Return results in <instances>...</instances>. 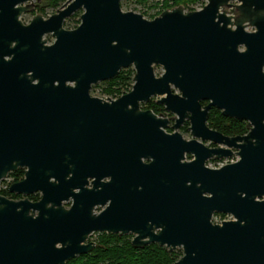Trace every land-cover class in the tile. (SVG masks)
<instances>
[{
  "label": "water",
  "instance_id": "95a60500",
  "mask_svg": "<svg viewBox=\"0 0 264 264\" xmlns=\"http://www.w3.org/2000/svg\"><path fill=\"white\" fill-rule=\"evenodd\" d=\"M41 1L0 0V85L7 95L0 107V181L26 165L25 180L10 191L42 194L34 206L36 219L27 210L6 212L4 207L13 204L0 196V264H66L92 250V244L82 243L92 230H101L99 218L90 216L91 208L86 215L75 211L81 221L93 223L70 227L72 212L61 202L88 176H96L100 163L140 160L139 151H125L121 144L136 135L162 136L165 121L140 111L139 104L157 96L177 113L172 89L188 100L195 93L208 95L224 114L248 121V133L229 138L204 122L193 123V140L183 141L180 157L188 153L194 160L179 164L177 184L157 179L151 194L141 191L144 202L119 203L116 232L131 229L135 248L153 243L181 248L174 264H237L233 256L253 243L251 233L238 221L217 226L210 218L229 206L238 219V192L264 189V0H206L200 10L185 12L178 6L151 20L122 11V0H68L47 19L36 14L23 24L20 16ZM79 10V25L66 30L64 20ZM46 35L54 38L52 44ZM130 67L134 75L128 94L116 100L90 96L92 86ZM157 67L162 70L158 77ZM197 140L236 150L239 160L206 170L205 159L232 153L205 148ZM138 172H123L121 181L129 190L137 187L146 167ZM209 174L211 187L199 179ZM226 176L229 200L223 193Z\"/></svg>",
  "mask_w": 264,
  "mask_h": 264
},
{
  "label": "flooded vegetation",
  "instance_id": "af4514ba",
  "mask_svg": "<svg viewBox=\"0 0 264 264\" xmlns=\"http://www.w3.org/2000/svg\"><path fill=\"white\" fill-rule=\"evenodd\" d=\"M67 1L68 0H65L58 8L54 9L55 10L54 13L46 17H44L43 12H38L39 5L41 2L35 3L32 10L35 9V12L37 14H41L44 19H47L48 17L55 14L58 9H60L63 6H66ZM231 11H232L231 14H233L234 11L233 10ZM77 12L78 11H76L75 13ZM28 13H24V14H28ZM75 13H73L72 15H74ZM81 14L82 12L80 13V15ZM80 15H79V23H80ZM21 16H20V20H21ZM29 22L27 23L22 22V23L29 24ZM253 30L254 29L252 28L248 29L249 32H252ZM46 36H50V35H46ZM46 36H44V38L47 40V44L48 45L52 44L54 38L53 41L49 42ZM4 60L5 61L8 60V57L4 56ZM157 69L160 68L157 67L154 71L156 77L162 74L161 69H160L161 73L156 74ZM0 80H1V75H0ZM132 85L128 91H125L124 93L119 95L117 94L104 95L101 93L100 90L101 96H98L97 98L103 100H107V99L116 100L121 96L128 94L132 89ZM95 86L96 85L92 86L89 92L90 96L92 97H94L92 95V90L95 88ZM1 87L2 85H0V107L4 106V103L6 102L7 99V95L5 92H3L2 89L3 87L2 88ZM172 94L176 95L177 101H179L177 102V109H178L177 113L168 111L166 109V105L160 103L161 99L160 97L157 96L150 97L148 101L141 102L139 104L140 111H150L154 114V116L157 119L165 121V126L160 128L163 131L162 136H160L159 134H156L155 135L156 137H154V135L152 134L151 135L148 134V136L136 135L132 138V140L129 139L128 141H125L123 144H121V146L124 147L125 151H129V150L132 152L139 151L141 156L140 160L138 161L139 163L134 160L131 161L124 160L122 164L116 161L115 162L111 161L110 163L107 162L100 163L96 171V176L95 175L88 176L86 178V182L82 185L81 189L80 188L73 189L72 194H68L66 199L61 202V205L65 211L72 212L69 213L70 218L67 221V225L70 227L76 228L77 225H80V222L82 226L84 225L85 227L90 226L93 223L92 221H83V220L81 221L80 216L77 218L76 215L73 214L75 213V211L83 212L86 215L87 209L91 208L90 216L96 219L99 218L97 221V225L98 228H101V230H92L88 234L87 239L82 243V245L92 244L93 245L92 250H93L97 245L96 240L98 236L103 234L129 236L131 238V241L133 240V238L136 235L132 232L131 229L129 230V232L125 234H122L121 232H116L117 230H119V222H120L118 217L119 203L123 201H127L128 203L129 202L131 203L136 200L140 202H144L147 198L145 196L140 195L141 191L143 190L142 193L144 192L145 194L147 193L151 194L149 188L150 187L153 188L158 185L157 179L162 178L168 181L174 180L177 184L179 164L181 165L184 162L187 163L194 160V157L188 153H185L182 158L180 157L182 153L181 151H182L183 141L188 142L193 140L192 133L190 131V126L193 123L204 122L205 125L210 130L220 133L221 135L229 138L244 136L248 133L249 130L247 128L248 121L239 120L224 114V109L214 105L213 99L208 97V95L201 96L198 93H195L191 96L192 99L188 100V98L184 97L182 92L177 89L176 90L172 89ZM183 99L185 100L183 101ZM234 120L241 122L245 125L246 128L245 133L229 135L221 132L220 130L215 129L212 126L216 122H222L223 124L229 125V123H231ZM197 142H199L203 147L208 149L220 148L224 151L228 150L229 153H232V155H228L221 159H217L215 156L205 159L203 168L206 170H210V171L220 170L223 167L233 164L239 160V156L237 155L236 150L233 149L229 150L226 146H222L221 144H214L209 141L197 140ZM100 144L101 146L105 145L102 141L100 142ZM112 144L115 143L111 142V145ZM102 150L103 149L101 148V151ZM128 156H130V154H128ZM141 165L143 167H146V172H144V174L141 177L143 179L140 178L137 182H135L137 185L135 189L129 190L126 183H124V181H121V178H123V172L126 169H130L135 171V174H140V172L138 171L140 170ZM28 169L29 168L26 165H24V166H18L15 170L10 171L7 174V176L0 181V196L4 198L7 202L16 205L15 207L13 205L4 207V209H6V212H10V213L15 212L16 214H20L23 211L27 210L26 213L28 217L32 219H36L39 215V210L36 209L34 206L35 204L41 201L42 199L41 192L37 191L28 195H24L22 193L10 191V187L12 185L19 184L25 180ZM209 175L210 176L208 178H206L205 175L203 176L200 175L201 178L199 176L198 177L199 179H204L205 184L211 187V185H213V182L210 181L211 174ZM71 176L72 175L70 174L68 176V179ZM223 179H224L223 180L224 198L226 200H229L230 181L228 180L227 176L226 178L224 177ZM50 182H54V179H50ZM197 186H201L200 183H198ZM146 187L147 190H145ZM211 195L212 194H208V193L203 194L204 197H210ZM238 195L239 198L242 199L239 200V204L241 205V207H240V213L238 215V219L233 215V213H231L230 207L228 206L226 207V210L224 212H213L210 218V223L212 225L221 226L223 223L238 221L241 227L243 228V230L251 233L250 235L252 236L253 243L243 246L242 248H240L239 250L240 252L237 255L233 256L237 261V264H264V189L258 187L255 190H246V188H243L238 192ZM47 208L48 209L51 208V204H48ZM132 227L134 228V226ZM160 230H161L160 228L155 229L154 233L157 234L160 232ZM164 248L167 249L166 247ZM168 251L182 252V249L175 248L173 250H168Z\"/></svg>",
  "mask_w": 264,
  "mask_h": 264
},
{
  "label": "trees",
  "instance_id": "16d2710c",
  "mask_svg": "<svg viewBox=\"0 0 264 264\" xmlns=\"http://www.w3.org/2000/svg\"><path fill=\"white\" fill-rule=\"evenodd\" d=\"M46 7L58 8L65 0H45ZM144 0H138L142 2ZM195 0H174V4H183ZM167 3V1H164ZM167 8H164L165 10ZM162 10V11H163ZM45 6H41L38 12H44ZM133 69L127 68L119 72L112 80L101 83L100 90L104 95L122 94L128 91L133 83ZM215 129L225 134H243L245 125L238 121L227 124L216 122L212 125ZM95 248L84 255L66 262V264H174L181 256V251L169 252L157 244H149L143 248H135L131 244L129 236L100 235L97 238Z\"/></svg>",
  "mask_w": 264,
  "mask_h": 264
},
{
  "label": "rangeland",
  "instance_id": "374dc122",
  "mask_svg": "<svg viewBox=\"0 0 264 264\" xmlns=\"http://www.w3.org/2000/svg\"><path fill=\"white\" fill-rule=\"evenodd\" d=\"M138 0H122L120 2V7L121 10L124 12L127 11H132L135 13H139L141 15H143V17L145 19L151 20L152 18L158 16L161 12H163L164 8H167L165 10H170L172 8L181 6L184 8L185 12H190V11H197L199 9H201L205 4H206V0H195L193 2H187L184 3L185 6L183 4H178L175 5L172 1L169 0H144L142 2H138ZM164 1H167V3H165ZM46 1L43 0L40 5L39 8L41 6H45V11L43 12L44 17L51 15L52 13H54V9L51 7H46ZM163 10V11H162ZM82 12V10L78 11L77 13H75L74 15L70 16L69 18H66V20L63 23V26L65 29L71 30L73 28H75L76 26L79 25V15ZM231 10H229V14H231ZM37 14L35 12V9L32 10L30 13L28 14H24L21 16V20L24 23H27L31 20V18ZM46 38L48 39L49 42L53 41V38L51 36H46ZM130 69H133L132 67H130ZM161 70L157 69L156 70V74H160ZM100 86L101 83H99L98 85L95 86V88L92 90V95L94 97H98L101 96L100 95Z\"/></svg>",
  "mask_w": 264,
  "mask_h": 264
},
{
  "label": "built area",
  "instance_id": "2783aa9c",
  "mask_svg": "<svg viewBox=\"0 0 264 264\" xmlns=\"http://www.w3.org/2000/svg\"><path fill=\"white\" fill-rule=\"evenodd\" d=\"M170 1V0H169ZM202 9V8H201ZM200 10V9H199ZM153 19V18H152Z\"/></svg>",
  "mask_w": 264,
  "mask_h": 264
}]
</instances>
